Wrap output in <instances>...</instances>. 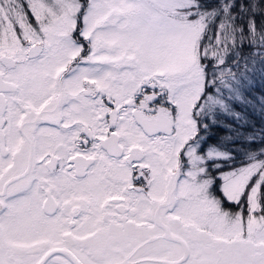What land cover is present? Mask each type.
Masks as SVG:
<instances>
[{
  "label": "snow or ice",
  "instance_id": "snow-or-ice-1",
  "mask_svg": "<svg viewBox=\"0 0 264 264\" xmlns=\"http://www.w3.org/2000/svg\"><path fill=\"white\" fill-rule=\"evenodd\" d=\"M0 264H264V0H0Z\"/></svg>",
  "mask_w": 264,
  "mask_h": 264
}]
</instances>
